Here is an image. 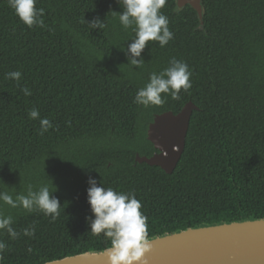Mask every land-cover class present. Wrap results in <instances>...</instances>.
I'll return each instance as SVG.
<instances>
[{
  "label": "trees",
  "instance_id": "obj_1",
  "mask_svg": "<svg viewBox=\"0 0 264 264\" xmlns=\"http://www.w3.org/2000/svg\"><path fill=\"white\" fill-rule=\"evenodd\" d=\"M35 6L44 10L37 13L43 25L29 28L0 0V192L16 200L29 186L47 185L61 207L53 220L35 206L28 211L0 200V214L12 217L16 233L0 229L3 264L111 247L103 233H91L90 181L135 193L148 236L264 217V0H202L203 26L190 5L167 0L160 11L173 39L164 47L147 42L140 56L128 47L135 33L119 21L122 0ZM172 58L188 65L191 88L178 99L162 93L161 105L135 103L150 74ZM14 71L21 72L18 81L8 76ZM189 100L198 109L174 170L137 162L136 153L155 151L147 138L154 115L176 113ZM41 118L52 124L43 134Z\"/></svg>",
  "mask_w": 264,
  "mask_h": 264
},
{
  "label": "clouds",
  "instance_id": "obj_2",
  "mask_svg": "<svg viewBox=\"0 0 264 264\" xmlns=\"http://www.w3.org/2000/svg\"><path fill=\"white\" fill-rule=\"evenodd\" d=\"M37 0H8L19 19L31 28L34 24L43 25V21L37 20V13H42V8H36ZM167 0H122L125 11L119 15V21L125 29L131 28L135 33L134 42L128 47L133 56H140L141 51L149 41H158L164 47L169 40L173 39V32L169 30V19L160 10L166 5ZM93 27L96 23L93 22ZM105 27V24H100ZM132 65H142L143 61L131 60ZM192 73L188 65L175 58L169 61V66L161 72H152L149 82L140 88L134 102L145 107L149 105H161L165 101L162 93H170L174 99L179 98L181 89L188 91L191 88ZM8 76L21 77L20 71L8 73ZM26 95H30L29 89H24ZM32 119L39 116L37 109L29 112ZM41 134L52 127L47 118L40 119ZM92 186L88 189V200L91 205L95 219L91 223L93 236H103L109 240L111 247L108 250L111 264H134L142 261L145 253L150 251L151 244L148 240V217L142 212V203L133 192L117 191L112 187ZM0 200L12 208L23 207L32 211L37 207L46 216L55 220L60 215L59 200L50 195L47 185L41 186L38 191H33L29 186L27 195H19L16 200L6 193L0 192ZM0 229L8 228L15 236L16 233L9 227L12 217L0 214ZM26 235H32L33 231L25 229ZM5 244L0 241V264H3L2 252ZM31 251V249H29ZM50 264V262H46ZM146 264V261H144Z\"/></svg>",
  "mask_w": 264,
  "mask_h": 264
},
{
  "label": "water",
  "instance_id": "obj_3",
  "mask_svg": "<svg viewBox=\"0 0 264 264\" xmlns=\"http://www.w3.org/2000/svg\"><path fill=\"white\" fill-rule=\"evenodd\" d=\"M190 5L203 26L202 0H176L178 8ZM187 101L178 112L166 110L154 115L147 128V138L155 148L150 155L136 153L139 163L160 166L171 173L185 147L193 110ZM150 251L134 264H264V217L201 223L184 229L148 236ZM86 251L39 264H111L108 250Z\"/></svg>",
  "mask_w": 264,
  "mask_h": 264
}]
</instances>
